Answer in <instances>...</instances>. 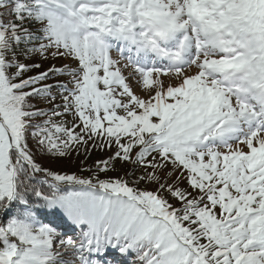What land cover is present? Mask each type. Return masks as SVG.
<instances>
[{"label":"snow or ice","instance_id":"6c2138e0","mask_svg":"<svg viewBox=\"0 0 264 264\" xmlns=\"http://www.w3.org/2000/svg\"><path fill=\"white\" fill-rule=\"evenodd\" d=\"M0 264H264V0H0Z\"/></svg>","mask_w":264,"mask_h":264},{"label":"rangeland","instance_id":"374dc122","mask_svg":"<svg viewBox=\"0 0 264 264\" xmlns=\"http://www.w3.org/2000/svg\"><path fill=\"white\" fill-rule=\"evenodd\" d=\"M113 55L115 56V53H113ZM49 82H51V81H49ZM104 155H105L104 152L94 150L91 152V154L89 155V158L87 160L84 159L83 155H80L78 157L74 156L72 158L74 162H72V163H69L68 161H48V163H50L53 167H55L57 169L68 170L70 168L72 171H75L77 165L80 164L81 161H83V166L87 167V166L91 165L93 163V161H95L97 158L103 157Z\"/></svg>","mask_w":264,"mask_h":264}]
</instances>
